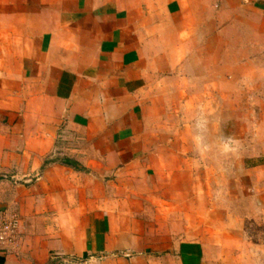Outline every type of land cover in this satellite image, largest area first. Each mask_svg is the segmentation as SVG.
Returning a JSON list of instances; mask_svg holds the SVG:
<instances>
[{"label": "crops", "instance_id": "1", "mask_svg": "<svg viewBox=\"0 0 264 264\" xmlns=\"http://www.w3.org/2000/svg\"><path fill=\"white\" fill-rule=\"evenodd\" d=\"M234 33L263 51L264 0H0V264H252L241 221L168 199L152 145Z\"/></svg>", "mask_w": 264, "mask_h": 264}, {"label": "rangeland", "instance_id": "2", "mask_svg": "<svg viewBox=\"0 0 264 264\" xmlns=\"http://www.w3.org/2000/svg\"><path fill=\"white\" fill-rule=\"evenodd\" d=\"M240 37L230 38L232 56H220L226 49L215 47L214 56L196 60L213 69V87L169 91L165 113L151 125L152 145L157 153L165 147L163 181L176 179L166 187L168 199L178 205L184 200L196 224L202 221L196 212L205 211L208 200L219 210L216 225L224 211L227 221H241L248 259L264 264V43L256 53L254 43L244 47ZM240 48L247 56H233ZM207 77L196 74L200 82Z\"/></svg>", "mask_w": 264, "mask_h": 264}, {"label": "built area", "instance_id": "3", "mask_svg": "<svg viewBox=\"0 0 264 264\" xmlns=\"http://www.w3.org/2000/svg\"><path fill=\"white\" fill-rule=\"evenodd\" d=\"M18 229L19 220L17 217L0 222V255L4 249L15 241Z\"/></svg>", "mask_w": 264, "mask_h": 264}]
</instances>
